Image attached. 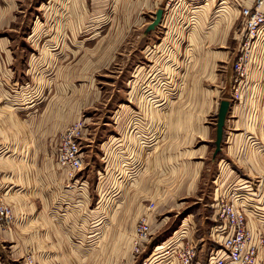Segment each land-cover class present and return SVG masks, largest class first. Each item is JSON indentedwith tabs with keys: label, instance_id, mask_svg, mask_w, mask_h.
Instances as JSON below:
<instances>
[{
	"label": "crops",
	"instance_id": "obj_1",
	"mask_svg": "<svg viewBox=\"0 0 264 264\" xmlns=\"http://www.w3.org/2000/svg\"><path fill=\"white\" fill-rule=\"evenodd\" d=\"M69 1L70 17L78 21V3L83 0ZM106 1L92 0L91 6L94 8ZM163 2L172 4L170 10L165 6L162 22L147 32L158 9L164 8ZM243 4L252 2L243 0ZM93 8L91 12H95ZM114 14L113 26L121 34L132 26L148 39L157 37L162 28L165 34L161 41L139 42L140 48L137 45L146 52L149 64L144 69L142 61L135 81L141 83L152 75L151 83L148 82L151 88L146 89V94L142 85L137 89L140 103L114 111V131L102 137V167L97 170V189H86L84 185L88 180L84 176L71 179L58 162L52 165L54 188L43 187L47 183H44L42 157L46 161L56 157L52 147L45 152L40 148L58 146L60 134L79 119L78 92L73 91V83L79 79V60L66 63L58 73L71 87L69 94H49L38 110L31 109L32 104L28 103L20 108L22 115L10 100L9 86L0 84V195L16 216L12 227L0 225V247L8 260L6 263L0 254V264H24L29 252L44 264H79V255L88 259L97 257L100 241L114 244L118 253L109 259L118 258L121 264L129 243L133 245L140 218L147 214L155 233L156 226L164 221L158 220L161 211L175 208L177 197L199 186L202 173L199 153L204 147H194V141L206 134L205 115L214 110L212 101L222 92L208 89L205 83L218 80L219 62H227L231 57L235 60L240 52V45L236 52L231 51L233 34H238L241 43L245 33L240 7L236 0H122L121 9H115ZM255 44L254 58L249 63L251 79L248 83L252 86L248 94L263 96L264 100V63H261V59L264 62V43ZM193 62L196 66L191 72ZM180 64L185 65L181 74L178 72ZM226 65L223 71L229 72ZM197 72L202 79L194 78V88L186 89L187 78ZM176 79L181 83L180 96L198 99V104L173 106L167 101L163 105L150 104L151 100L168 99L170 82ZM262 112L264 114V106ZM185 122L189 129L185 128ZM86 131L87 128L84 135ZM83 157L85 160L84 152ZM227 172L218 174V180L226 177ZM232 183H237L235 177L229 184ZM219 188L215 197L232 190L221 189V185ZM159 189L163 191L162 196ZM148 201L155 205L150 212ZM211 213L214 221L213 207ZM80 226L85 232L79 231ZM182 240L196 242L185 234L174 235L165 246ZM197 244L199 251V241ZM258 260L264 264L260 251Z\"/></svg>",
	"mask_w": 264,
	"mask_h": 264
},
{
	"label": "rangeland",
	"instance_id": "obj_2",
	"mask_svg": "<svg viewBox=\"0 0 264 264\" xmlns=\"http://www.w3.org/2000/svg\"><path fill=\"white\" fill-rule=\"evenodd\" d=\"M91 1H79L80 17L76 21L68 12L69 0H0V84L9 86L7 89L11 92L10 100L15 108L19 107L22 115L20 108L28 103L32 104L31 109L38 110L49 94H69L71 87L68 82L58 77V73L66 63L79 60V79L73 83V91L78 92L80 112L77 122H82L87 131L80 140L86 159L78 176H84L89 181L84 185L86 189H97V170L102 167V137L103 134H111L114 131V111L122 106H135L140 103V93L138 94L137 89L142 85L144 92L151 88L149 83L152 81V75L141 83L135 81L136 71L142 61L144 69L149 64L146 52L139 48L148 41H161L165 28H162L154 39L140 35L139 30L133 26L125 34H121L116 32L113 24L116 16L114 10L121 9L122 0H107L104 4H96L94 8ZM164 2L162 8L165 10L167 7L170 10L168 2ZM92 8L95 12H91ZM191 18L193 21V17ZM233 37L231 51L236 52L239 45L241 51L245 47V41L240 43L238 34H233ZM186 41L187 39L183 44ZM139 42L142 44H138ZM118 43L122 45L115 46ZM137 45H140L139 48ZM233 60L231 57L227 62H219L218 80L205 83L208 89L214 88L222 92L219 91L212 101L214 110L205 115L206 134L200 135L194 141V147H204L203 152L199 153L202 173L198 188L177 197L175 208L161 211L158 220L164 221L160 226H156L153 239L142 254L135 253L130 242L121 264H178L175 254L168 253L165 245L172 236L182 234L187 235L189 239L194 238L197 243L199 241V258L202 257L204 264H207L211 249L218 245L211 237V227L215 225V220L211 217L210 204L215 200L219 185L222 186L221 189H239L241 192L256 190V203H259V206L264 204V100L263 96L248 94V88L252 86L251 82L248 83L251 79L250 62L247 65V78L236 72V59L234 63ZM261 63H264L262 59ZM226 64L229 65V72L223 71ZM195 66L194 62L191 63V72L195 71ZM184 68L185 65H179V74ZM176 75L177 73H173V76ZM199 77L202 79L198 72L195 75L190 74L186 89H193V79ZM169 89L171 96L168 99L151 100L150 104L163 105L166 101L173 106L187 105L189 102L191 105L198 104V99L180 96V80H171ZM145 100L143 98L144 103ZM222 100H229L231 108L227 114L222 150L214 159L218 111ZM185 125V128L189 129L186 122ZM174 132L173 135L176 134V131ZM51 147L55 150L56 158L46 161L42 157V170L46 173L42 176L45 178L44 183H47L43 187L46 189L54 188L55 168L52 165L55 166L58 162L59 147L52 145L40 148L45 152L46 148L50 150ZM225 170L228 171L227 176L219 181L218 174ZM234 177L237 183L229 184ZM159 190L162 196V190ZM149 202L146 204L152 203ZM256 210L260 214L263 213V207ZM253 225L258 226L264 233V217L254 219ZM79 231L85 232L84 227L80 226ZM98 245L97 257L90 256L88 259L79 255V264L82 261L86 264H119L118 258L109 259L115 252L118 253L113 243L100 241ZM259 250L264 259V245ZM0 254L8 263L1 247Z\"/></svg>",
	"mask_w": 264,
	"mask_h": 264
},
{
	"label": "built area",
	"instance_id": "obj_3",
	"mask_svg": "<svg viewBox=\"0 0 264 264\" xmlns=\"http://www.w3.org/2000/svg\"><path fill=\"white\" fill-rule=\"evenodd\" d=\"M236 2L244 18L245 33L242 42L245 41V47L237 55L234 66L239 75L247 77V65L254 58V49L257 46L255 43L264 41V0H251V5L243 4V0ZM171 5L167 3L168 7ZM84 131L83 123L76 122L68 126L59 137L58 164L75 180L84 165L80 144ZM257 197L256 190L241 192L239 189H232L227 195L221 193L215 197L212 204L215 225L211 229V237L218 245L212 249L207 264H260L258 253L264 245V233L251 223L252 219L264 217V209L262 214L256 210L263 207V204L259 206L256 203ZM154 206V203L149 205V212ZM15 221L13 208L0 195V225L12 227ZM153 235L149 216L145 214L136 226L134 252L142 254ZM166 250L175 254L178 264H204L199 258L198 244L194 241H176L168 244ZM23 261L24 264H44L32 252L27 253Z\"/></svg>",
	"mask_w": 264,
	"mask_h": 264
},
{
	"label": "water",
	"instance_id": "obj_4",
	"mask_svg": "<svg viewBox=\"0 0 264 264\" xmlns=\"http://www.w3.org/2000/svg\"><path fill=\"white\" fill-rule=\"evenodd\" d=\"M164 15V9L160 8L158 9L155 19L152 21V23L148 26L147 32L154 30L159 24L162 22ZM230 101L229 100H222L219 111H218V120H217V135H216V149L213 155V158L215 159L218 153L222 150V142L224 138V129L226 125V119H227V114L230 109Z\"/></svg>",
	"mask_w": 264,
	"mask_h": 264
},
{
	"label": "bare ground",
	"instance_id": "obj_5",
	"mask_svg": "<svg viewBox=\"0 0 264 264\" xmlns=\"http://www.w3.org/2000/svg\"><path fill=\"white\" fill-rule=\"evenodd\" d=\"M263 8V7H262ZM231 108V107H230Z\"/></svg>",
	"mask_w": 264,
	"mask_h": 264
}]
</instances>
